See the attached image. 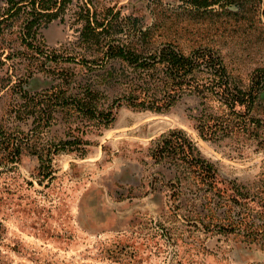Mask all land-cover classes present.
Wrapping results in <instances>:
<instances>
[{"label": "rangeland", "instance_id": "obj_1", "mask_svg": "<svg viewBox=\"0 0 264 264\" xmlns=\"http://www.w3.org/2000/svg\"><path fill=\"white\" fill-rule=\"evenodd\" d=\"M6 1L0 0V132L25 146L19 163L0 166V264H264V141L258 148L241 133L219 142L200 139L188 119L191 98L160 113L113 108L106 127L84 125L57 108L45 127L35 104L13 87L22 82L29 96L58 89L77 95L88 87L104 95L105 108L111 106L123 88L108 73L118 75L121 64L81 40L86 10L91 20L113 26L98 42L218 49L234 78L246 85L264 70L258 10L222 9V1L198 6L193 0H69L57 18L36 27L33 44L49 57L43 70L44 57L21 43L23 17H10ZM147 29L143 40L139 30ZM260 102L250 114L262 118L264 91ZM171 129L188 134L222 186L235 182L247 189L243 210L249 215L242 219L240 206L212 192L195 200L172 168L155 163L152 143ZM69 135L87 145L51 156L45 163L51 176L42 179L33 152Z\"/></svg>", "mask_w": 264, "mask_h": 264}, {"label": "trees", "instance_id": "obj_2", "mask_svg": "<svg viewBox=\"0 0 264 264\" xmlns=\"http://www.w3.org/2000/svg\"><path fill=\"white\" fill-rule=\"evenodd\" d=\"M219 1H222L219 5L222 9L237 7L244 12L247 7L248 10H258V22L264 26L262 23L264 0H193L195 3L199 2L198 6L217 4ZM68 3L69 0L6 1L7 14H10V17L21 15L24 19L20 38L22 45L35 56L44 57V61L38 60L39 69L44 70L43 67L49 57L43 56L42 48L33 44L38 22L44 18L47 21L57 18ZM210 12L212 11L208 13ZM85 15L80 38L86 42L88 49L95 48L101 51L107 61H119L121 64L119 74L113 76V73L109 72L108 77H112L113 80L119 79L123 88L122 93L113 100L111 106L105 108L101 104L105 99L104 95L88 87L77 95L66 96L64 91L58 89L50 94L45 91L29 96L22 88L23 83H17L13 87H17L20 97L26 100L27 104H35L33 112L38 113V118L46 125L45 127L50 126L57 108L66 116L73 117L83 124L95 123L106 127L114 119L113 108L124 105L135 110L160 113L167 112L184 98H191L194 104L187 109L188 119L192 121L200 139L219 142L237 133L249 134L257 142V147H262L264 117L260 118L250 113L259 110L262 104L260 101L264 91V70H258L244 85L234 78L233 72L225 64L218 49L193 48L185 52L171 43L147 48L143 43L127 44L115 39L98 42L113 26L111 24L105 26L91 20L89 10L85 11ZM148 32L149 29L139 30V35L145 40ZM93 40L97 41L94 45ZM0 65H3L1 61ZM63 77L64 83H67L68 76ZM10 136L8 137L4 131L0 132V166L17 164L23 155L25 146L23 140L14 135ZM82 144L86 142L69 135L67 139L49 143L45 148L35 149L32 154L39 163L38 175L42 179L49 178L52 171L45 163L50 161L51 156L59 152L83 151ZM150 156L156 164L172 168L176 182L190 187L195 200H206L207 192H212L213 198L217 197L224 202L240 206L238 214L242 219L249 215L243 210L248 205L247 189L235 182L231 183L232 187L222 186L224 183L216 178L212 164L201 156L195 142L184 130L171 129L162 134L152 143ZM262 181L264 182V177ZM262 188L264 189V183ZM262 199L260 198L257 203H263Z\"/></svg>", "mask_w": 264, "mask_h": 264}]
</instances>
